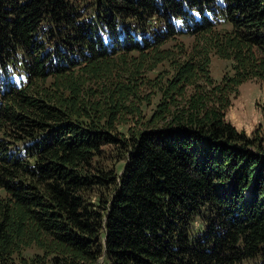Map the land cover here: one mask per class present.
Listing matches in <instances>:
<instances>
[{
	"label": "trees",
	"instance_id": "1",
	"mask_svg": "<svg viewBox=\"0 0 264 264\" xmlns=\"http://www.w3.org/2000/svg\"><path fill=\"white\" fill-rule=\"evenodd\" d=\"M253 78L264 0H0V264H264Z\"/></svg>",
	"mask_w": 264,
	"mask_h": 264
},
{
	"label": "rangeland",
	"instance_id": "2",
	"mask_svg": "<svg viewBox=\"0 0 264 264\" xmlns=\"http://www.w3.org/2000/svg\"><path fill=\"white\" fill-rule=\"evenodd\" d=\"M230 71L229 60L216 55L211 57L210 74L216 81H220L222 76ZM263 102L264 83L255 78L246 80L239 85L238 93L232 97L231 105L226 110V119L247 136L260 135L264 138V119L260 111ZM33 252L35 250L31 249L24 254L29 256Z\"/></svg>",
	"mask_w": 264,
	"mask_h": 264
}]
</instances>
